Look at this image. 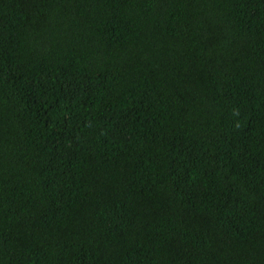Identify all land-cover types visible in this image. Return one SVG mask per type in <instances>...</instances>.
I'll return each mask as SVG.
<instances>
[{"label":"trees","instance_id":"16d2710c","mask_svg":"<svg viewBox=\"0 0 264 264\" xmlns=\"http://www.w3.org/2000/svg\"><path fill=\"white\" fill-rule=\"evenodd\" d=\"M0 264H264V0H0Z\"/></svg>","mask_w":264,"mask_h":264}]
</instances>
